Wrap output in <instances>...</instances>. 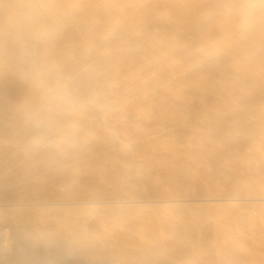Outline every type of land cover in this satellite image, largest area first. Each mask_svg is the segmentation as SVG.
Returning a JSON list of instances; mask_svg holds the SVG:
<instances>
[{
    "label": "bare ground",
    "instance_id": "bare-ground-1",
    "mask_svg": "<svg viewBox=\"0 0 264 264\" xmlns=\"http://www.w3.org/2000/svg\"><path fill=\"white\" fill-rule=\"evenodd\" d=\"M23 2L0 0V27ZM54 2L66 14L42 49L84 87H102L108 113L88 126L91 142L70 163L41 162L18 147L16 109L28 86L0 65V252L21 245L6 240L1 223L17 226L39 206L66 217L75 210L65 208L82 203H264V146L262 157L246 160L205 144L235 128L248 136L264 130L254 120L264 116V20H255L256 7L239 11L260 0ZM162 126L170 132L157 134ZM203 129L211 136L197 135L205 141L191 149L184 138ZM107 184L114 190L104 191ZM124 188L134 196L98 200Z\"/></svg>",
    "mask_w": 264,
    "mask_h": 264
},
{
    "label": "rangeland",
    "instance_id": "rangeland-1",
    "mask_svg": "<svg viewBox=\"0 0 264 264\" xmlns=\"http://www.w3.org/2000/svg\"><path fill=\"white\" fill-rule=\"evenodd\" d=\"M260 118L264 116L254 120L264 121ZM146 121L142 124L149 126L156 122ZM191 122L200 121L193 118ZM104 123L110 125L111 121ZM234 131L221 139L211 137L213 143L203 140L211 136V132L204 133V129L184 139H191L192 142L186 141L191 149L199 148L205 141L212 146L221 144L230 148H223L230 154L240 151L246 160L262 157L264 130L259 135L249 136L243 130L241 133L240 128ZM165 132L170 129L162 126L157 134ZM197 135L203 137L202 143ZM251 183L258 185V182ZM112 189V184H107L104 191ZM125 189L118 195L110 194L98 200L134 196ZM255 204L243 200L82 203L65 208L75 210L66 217L39 206L22 215L24 220L17 226L11 222L1 223L8 226L6 240L19 241L21 245L18 250L0 252V264H264V203ZM17 228H24V234Z\"/></svg>",
    "mask_w": 264,
    "mask_h": 264
},
{
    "label": "clouds",
    "instance_id": "clouds-1",
    "mask_svg": "<svg viewBox=\"0 0 264 264\" xmlns=\"http://www.w3.org/2000/svg\"><path fill=\"white\" fill-rule=\"evenodd\" d=\"M253 7L255 20H264V0L239 11L247 14ZM65 14L54 0H24L0 27V65L28 86L16 109L18 147L44 163L74 160L91 142L88 126L108 113L102 87H84L42 49Z\"/></svg>",
    "mask_w": 264,
    "mask_h": 264
}]
</instances>
